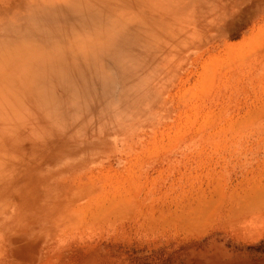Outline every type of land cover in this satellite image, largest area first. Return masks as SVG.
<instances>
[{"label":"rangeland","instance_id":"374dc122","mask_svg":"<svg viewBox=\"0 0 264 264\" xmlns=\"http://www.w3.org/2000/svg\"><path fill=\"white\" fill-rule=\"evenodd\" d=\"M222 1L166 48L140 0H0V264H264V0Z\"/></svg>","mask_w":264,"mask_h":264},{"label":"bare ground","instance_id":"6f19581e","mask_svg":"<svg viewBox=\"0 0 264 264\" xmlns=\"http://www.w3.org/2000/svg\"><path fill=\"white\" fill-rule=\"evenodd\" d=\"M151 1H155V0H140V5H141V9L143 11V9L145 8L144 6L146 5H150L152 4V11L154 12L153 18L154 20L151 21L154 28L157 31H160V33L162 34V37L160 39V42L167 45V47H174L175 45H181L183 43H185V41L190 40L195 34H197L200 30V26L199 23L201 25H206L208 24L211 20L212 17L215 15L216 13V9H215V4L217 6V3L220 0H169L167 2H160V3H151ZM222 1V0H221ZM223 2V1H222ZM143 4V5H142ZM139 5V6H140ZM222 5V4H221ZM144 8H143V7ZM150 7V8H151ZM143 8V9H142ZM139 10V11H140ZM121 12V11H120ZM219 14V13H218ZM213 15V16H212ZM148 17V16H147ZM115 18V19H114ZM112 18L114 21H112L113 24H115V28L117 30H127L129 28V26L132 24V22H137V23H141L146 21V18L144 17V14H142V12L138 13V15H136V17L134 15H132V17L130 16H124L122 14H119L118 16ZM214 19V18H213ZM138 20V21H136ZM149 20V19H147ZM150 22V21H149ZM100 24V23H99ZM113 24L111 26H113ZM136 24V23H135ZM102 26V25H101ZM108 26V25H106ZM105 27V26H104ZM131 27V26H130ZM100 28V27H98ZM108 28V27H106ZM151 28V27H150ZM110 29V28H109ZM107 29L109 32H111V30ZM114 29V28H112ZM130 29V28H129ZM104 31V30H103ZM114 31V30H113ZM150 31V29H149ZM107 33V32H106ZM113 33V32H112ZM121 33V32H120ZM153 33V32H152ZM70 34V33H69ZM86 34V33H85ZM122 34V33H121ZM134 34V33H133ZM72 35V34H71ZM74 35V34H73ZM89 35V34H88ZM96 35V34H95ZM123 35V34H122ZM97 36V35H96ZM101 36V35H100ZM106 36L103 35L101 37H98V41H96L97 43L99 42V38L103 39ZM115 36V35H114ZM114 36L109 34V38L110 40L114 39ZM94 37V36H93ZM97 38V37H96ZM136 38V37H135ZM71 39V38H70ZM69 38L68 40L71 41ZM73 39V37H72ZM87 39V38H86ZM94 39V38H93ZM106 39V37L104 38ZM143 39V38H141ZM159 39V38H157ZM67 40V41H68ZM84 39L80 40L78 43L82 44L81 41L83 42ZM109 40V41H110ZM117 40V39H116ZM150 40V39H149ZM78 41V40H76ZM107 42H109L108 40H106ZM106 41L104 40L105 44ZM89 42V41H88ZM92 41L89 42L91 44H94L96 42ZM102 42V41H101ZM100 44H97V46L93 49V51L95 52L94 54L96 56H98V54H100V52H103L104 49L107 48V45L103 46L101 44H104L103 42ZM183 42V43H182ZM71 45H69L67 48H70L72 46V44L74 45V41L70 42ZM87 42H83V46L79 44L78 46H74V48H76L82 52V49L84 51H86L85 49H87L90 52V50L92 49H88V44H86ZM86 44V46L84 45ZM113 44V43H112ZM134 44V43H133ZM188 44V43H187ZM90 45V44H89ZM96 45V44H95ZM157 45V44H156ZM186 45V43H185ZM94 46V45H92ZM116 46V45H115ZM143 46V45H142ZM158 46V45H157ZM78 47V48H77ZM130 47V46H129ZM187 47V46H186ZM66 48V50H68ZM82 48V49H81ZM85 48V49H84ZM91 48V46H90ZM114 48V47H113ZM74 49V50H76ZM73 50V49H72ZM76 50V51H77ZM107 50V49H106ZM148 50V49H147ZM150 50V49H149ZM83 51V53H84ZM151 51V50H150ZM149 51V52H150ZM172 50H170L169 52H171ZM175 51V50H174ZM105 52V51H104ZM86 51L87 57L91 56L88 55L89 54ZM175 53V52H174ZM93 54V52H92ZM151 55V54H150ZM172 55V54H171ZM94 56V55H92ZM175 56V55H174ZM27 57V56H26ZM169 57V55H168ZM48 58V56L44 57V59ZM101 59V58H100ZM169 59V58H167ZM166 60V59H165ZM158 61V60H157ZM25 65V64H23ZM24 67V66H23ZM17 68H21V67H17ZM22 69V68H21ZM29 69V68H28ZM14 73V71H13ZM19 74V73H18ZM26 75V74H25ZM18 76V75H17ZM142 81V80H141ZM12 83V82H11ZM24 83V82H23Z\"/></svg>","mask_w":264,"mask_h":264}]
</instances>
